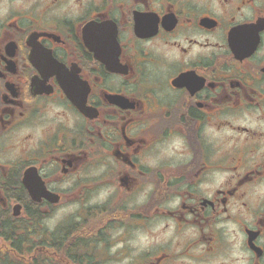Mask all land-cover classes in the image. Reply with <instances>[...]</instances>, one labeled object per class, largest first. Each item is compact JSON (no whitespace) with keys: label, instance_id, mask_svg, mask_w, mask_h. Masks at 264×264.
Returning a JSON list of instances; mask_svg holds the SVG:
<instances>
[{"label":"flooded vegetation","instance_id":"1","mask_svg":"<svg viewBox=\"0 0 264 264\" xmlns=\"http://www.w3.org/2000/svg\"><path fill=\"white\" fill-rule=\"evenodd\" d=\"M0 264H264V0H0Z\"/></svg>","mask_w":264,"mask_h":264}]
</instances>
